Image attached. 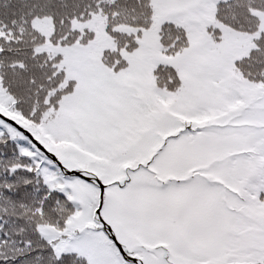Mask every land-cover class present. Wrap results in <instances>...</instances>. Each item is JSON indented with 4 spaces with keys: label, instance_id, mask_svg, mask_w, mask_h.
I'll return each mask as SVG.
<instances>
[{
    "label": "snow or ice",
    "instance_id": "1",
    "mask_svg": "<svg viewBox=\"0 0 264 264\" xmlns=\"http://www.w3.org/2000/svg\"><path fill=\"white\" fill-rule=\"evenodd\" d=\"M0 264H264V0H0Z\"/></svg>",
    "mask_w": 264,
    "mask_h": 264
}]
</instances>
